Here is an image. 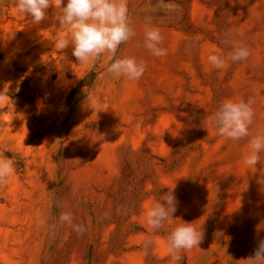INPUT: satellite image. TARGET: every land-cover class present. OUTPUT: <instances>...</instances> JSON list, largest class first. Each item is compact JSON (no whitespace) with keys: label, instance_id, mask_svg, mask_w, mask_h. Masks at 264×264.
Instances as JSON below:
<instances>
[{"label":"rangeland","instance_id":"374dc122","mask_svg":"<svg viewBox=\"0 0 264 264\" xmlns=\"http://www.w3.org/2000/svg\"><path fill=\"white\" fill-rule=\"evenodd\" d=\"M125 2L135 35L79 63L56 47L58 9L36 24L0 0V156L14 160L0 182V264H247L264 239V153L244 163L264 130V0ZM147 26L166 55L143 46ZM236 46L245 60L209 64ZM124 57L145 62L138 80L102 75ZM224 99L252 101L248 137L209 125ZM173 186L177 209L153 230L146 211ZM182 221L202 240L173 261L167 236Z\"/></svg>","mask_w":264,"mask_h":264},{"label":"clouds","instance_id":"9594fccd","mask_svg":"<svg viewBox=\"0 0 264 264\" xmlns=\"http://www.w3.org/2000/svg\"><path fill=\"white\" fill-rule=\"evenodd\" d=\"M62 5V6H61ZM58 9L57 23L67 28L65 35L58 38L56 47L63 50L71 46V54L79 63H90L101 54L108 52L115 57L121 44L135 35L130 25L128 8L125 0H16L18 14L30 17L39 24L45 20L47 10ZM163 37L159 28L147 26L144 30L143 46L153 56L166 55V49L161 46ZM249 56L245 46L233 47L227 56L213 49L207 56L210 65L216 69L228 66V61H243ZM145 71V62L134 57L112 58L102 75L112 78L126 77L138 80ZM252 101L249 99H224L216 112L210 117L209 125L216 133L229 140H240L249 136V126L253 120ZM42 102H37L41 107ZM248 153L244 159L247 166L255 168L264 153V130L257 132L248 141ZM14 173V160L11 157L0 156V182H5ZM178 199L171 190L164 192L147 209L146 223L153 230L161 229L164 223L176 211ZM60 219L71 223V213H63ZM202 240V227L193 222L179 223L171 229L167 236V250L173 261L179 259L180 250H190L198 247ZM264 262V239H261L253 254L247 258V264Z\"/></svg>","mask_w":264,"mask_h":264}]
</instances>
